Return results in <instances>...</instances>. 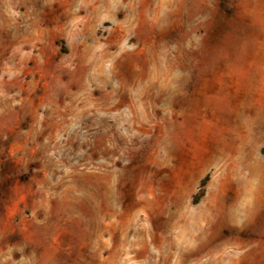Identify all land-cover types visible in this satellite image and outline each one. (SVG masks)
Listing matches in <instances>:
<instances>
[{
	"label": "rangeland",
	"instance_id": "374dc122",
	"mask_svg": "<svg viewBox=\"0 0 264 264\" xmlns=\"http://www.w3.org/2000/svg\"><path fill=\"white\" fill-rule=\"evenodd\" d=\"M0 264H264V0H0Z\"/></svg>",
	"mask_w": 264,
	"mask_h": 264
},
{
	"label": "trees",
	"instance_id": "16d2710c",
	"mask_svg": "<svg viewBox=\"0 0 264 264\" xmlns=\"http://www.w3.org/2000/svg\"><path fill=\"white\" fill-rule=\"evenodd\" d=\"M203 186H204V183L201 184V189H200V191H199V192H200L199 194H200L201 196L204 194Z\"/></svg>",
	"mask_w": 264,
	"mask_h": 264
}]
</instances>
